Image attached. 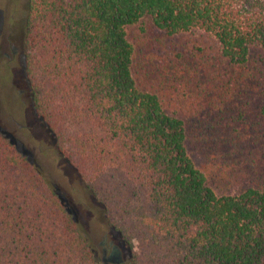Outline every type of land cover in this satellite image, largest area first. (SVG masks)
I'll return each instance as SVG.
<instances>
[{
	"label": "trees",
	"instance_id": "16d2710c",
	"mask_svg": "<svg viewBox=\"0 0 264 264\" xmlns=\"http://www.w3.org/2000/svg\"><path fill=\"white\" fill-rule=\"evenodd\" d=\"M148 28L211 44L137 72ZM22 44L32 107L129 264H264V0H27ZM0 264H100L2 132Z\"/></svg>",
	"mask_w": 264,
	"mask_h": 264
},
{
	"label": "rangeland",
	"instance_id": "374dc122",
	"mask_svg": "<svg viewBox=\"0 0 264 264\" xmlns=\"http://www.w3.org/2000/svg\"><path fill=\"white\" fill-rule=\"evenodd\" d=\"M26 15L27 0H0V132L54 184L93 246L99 263L129 264L128 250L107 224L102 206L86 189L73 166L61 156L52 134L32 107L22 44ZM130 32V38H135L134 29ZM141 38V45H135L137 72L161 57L170 56L165 51L171 46L188 50L199 43L211 44V39L197 30L169 38L148 28ZM194 160L199 164L195 157Z\"/></svg>",
	"mask_w": 264,
	"mask_h": 264
}]
</instances>
